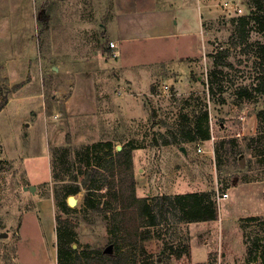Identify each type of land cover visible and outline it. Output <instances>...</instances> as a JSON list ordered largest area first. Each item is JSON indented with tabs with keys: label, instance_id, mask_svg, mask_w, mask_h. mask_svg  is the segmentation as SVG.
Here are the masks:
<instances>
[{
	"label": "rangeland",
	"instance_id": "374dc122",
	"mask_svg": "<svg viewBox=\"0 0 264 264\" xmlns=\"http://www.w3.org/2000/svg\"><path fill=\"white\" fill-rule=\"evenodd\" d=\"M218 1L220 11L203 20L201 53L168 58L162 56L166 50L160 52L158 44L161 42L156 40L145 41L138 48L143 53L142 60L141 53L138 57L143 72L140 69L133 72L137 85L128 84L126 90L127 133L113 135L122 137L121 143L114 142V150L119 149V145L134 146L137 196L162 203L163 194L202 189L200 191L214 192L219 205V218L202 222L181 221L178 211L167 206L161 215L158 206L157 224L153 228L158 238L145 243L147 251L153 255L146 257L147 262L158 258L156 264H264V135H258L257 117L258 111L264 110V92L254 89L255 86L261 88L259 84L264 81V61L257 55L258 44L264 42V32H258L252 23L237 20L240 15L250 14L252 8L248 0ZM53 2L48 0L49 10H53ZM64 2L70 17L69 26L76 13L90 20L80 19L76 27L70 29L56 21L47 24L42 12L45 1L30 0L31 21L23 25L31 28V33L27 34L32 41L28 48L32 64L26 63L27 72L19 70L16 81L19 83L30 76L33 81L22 91L18 89L16 95L10 93V102L0 111V234H9L0 236V264L14 260L16 232L23 218L24 238L42 240L46 245L55 242L56 233L48 217L40 222L24 214L39 207H48L55 217L69 218L75 224L73 246L78 252L104 248L110 243L116 248L108 213L88 208L85 190L72 194L75 204L69 213L59 208L53 193V187L58 184L55 179L69 180L76 172L81 180L89 167L75 162L78 146L71 144V130H65L62 116H54V109L60 111L63 101L57 103L55 99L52 85L55 62L50 60V54L59 47H69L70 41L62 39L66 33L79 32V37L86 42L89 37L83 32L93 23L92 19L97 40L104 44L114 37L104 32L111 0H96L95 4L93 0ZM24 5L27 12V1ZM126 6L141 7L144 11L151 7L146 0H129ZM76 7L80 9L74 13ZM54 27L60 39L58 47ZM6 59L3 52L0 61ZM14 83L9 80L6 65L0 64V101L6 88L13 87ZM165 83L171 84L169 92L162 88ZM242 86L251 88L253 100L236 97L235 92ZM89 91L88 86L80 90L86 92L88 98ZM206 110L210 139L185 141L182 130L195 124ZM59 130L62 133L57 136ZM105 137L90 143L106 141ZM198 146L203 147L202 152H197ZM66 151L69 156L64 162L62 154ZM104 153L105 150L100 152ZM28 166L31 171L33 167L39 170V177L32 176ZM48 168L52 170V179L35 181L43 178ZM224 192L229 193L228 197L219 198ZM96 194L99 198L100 193ZM44 198H47L45 206L42 205ZM120 243L123 247L124 242ZM26 257L30 264H41L32 253Z\"/></svg>",
	"mask_w": 264,
	"mask_h": 264
},
{
	"label": "crops",
	"instance_id": "0c3cea01",
	"mask_svg": "<svg viewBox=\"0 0 264 264\" xmlns=\"http://www.w3.org/2000/svg\"><path fill=\"white\" fill-rule=\"evenodd\" d=\"M26 1L27 12L23 9ZM44 1L42 12L44 13L43 19L47 24L56 21L70 29L76 27L80 19L90 20V17L86 19L82 15H78L76 11L80 7H76L74 10L76 14L72 16V24L69 26L70 17L65 9L67 4L64 2L66 0H54L53 10H49L47 7L48 0ZM146 1L151 7L144 11L145 9L141 7L130 9L126 6L129 0H111L110 8L106 11L108 17L106 25L104 24L106 26L104 32L105 34L110 32L114 37L106 43L102 44L96 39V25L92 19L93 23L88 24L87 30L83 32L89 37L86 42L82 40V37H79V32L73 35L66 33L62 39L70 41L69 47L62 46L57 48L55 53L51 52L50 60L55 62L52 66L53 75H55L54 84H52L56 91V93L54 92L55 99L57 103L63 101L60 111L54 109V116H62V125L66 128L65 130H71V144L80 146L105 136L106 140L117 144L121 143L122 137H113V135L127 133L129 106L126 90L128 84L134 87L137 85V77L133 72L138 69L143 72L141 61L138 60L139 53L142 54L141 60L143 53L142 49L138 50V48L143 46L145 41L156 40L161 42H159L160 45L158 44L161 47L160 52L166 50L162 56L166 55L168 58H184L199 54L202 51L205 31L203 20L218 13L221 9L218 0H161L162 3H158L159 0ZM93 3L95 4L96 0H93ZM30 8V0H0V23L3 24L0 28H4L0 29V55L6 52L7 56V59L4 62L0 61V64L6 65L7 71H9V80L15 82L14 84L18 83L16 80L19 70L27 72L29 68L26 69V63L32 64L31 58L28 56L32 55L28 50L30 43L32 46V41L27 34L31 33V28L23 25L24 22L31 21ZM142 14L145 15L141 16ZM54 29L58 47L60 39L57 37L55 27ZM24 37L29 38L25 39ZM111 41L116 44L114 48L109 46ZM6 43L8 44L6 45ZM115 52L118 53L117 56H113ZM12 71L14 74H10ZM94 75L98 76L95 80H93ZM32 81L33 76H30L29 81L19 91H22ZM86 86L90 88L89 98L86 92V96L85 93L80 92L81 88ZM19 91H15L14 94L16 95ZM61 133L62 130H59L57 136H60ZM182 148L184 149L185 146ZM134 160L136 161V158ZM27 169L32 176L39 177V170H36L35 167L32 171L29 166ZM51 179L52 170L48 168L43 178H37L35 181ZM137 188H139L138 183ZM200 190L202 189L196 191ZM45 200L47 198H44L42 204L44 206ZM24 214L32 215L40 222L48 217L56 233V239L54 243L50 242L47 245L42 240H27L21 231L24 226L23 218L16 232L18 239L17 244L14 243L15 247L17 246L15 254L13 253L14 260L9 261L8 264H30L26 257L29 253L36 255L41 264L49 262L58 264L57 221L54 211L48 207H39L37 210ZM22 249L25 250L24 253ZM208 258L205 262L208 261Z\"/></svg>",
	"mask_w": 264,
	"mask_h": 264
},
{
	"label": "trees",
	"instance_id": "16d2710c",
	"mask_svg": "<svg viewBox=\"0 0 264 264\" xmlns=\"http://www.w3.org/2000/svg\"><path fill=\"white\" fill-rule=\"evenodd\" d=\"M248 3L252 8L250 14L240 15L237 20L244 24L252 23L254 29L264 32V0H248ZM257 53L261 61H264V42L258 44ZM29 79L27 77L13 87L6 88L3 100L0 101V111L8 104L10 93L23 87ZM259 85L261 88L255 86L254 89L264 92V81ZM235 94L240 100H253L254 97L248 86L239 87ZM257 117L258 135H264L263 109L258 111ZM208 118L209 113L206 110L196 119L195 124L184 128L182 130L184 140L210 139ZM114 146L115 143L111 140L78 146L75 150V162L86 165L89 171L81 180L76 172L69 180L55 179L58 184L53 187V193L59 208L69 213L74 208L67 203L68 196L85 190V205L101 213H108L110 232L116 248L114 249L113 245L111 252H105L106 247L78 252L73 246L75 224L69 218L57 216L58 264H156L158 258L150 259V262L145 260L146 257L153 256L147 251L145 243L158 238L153 230L157 224L158 206L161 215L165 211V206L177 210L178 218L184 222L212 221L219 218V205L214 192L210 190L163 194L160 197L162 203L148 197L137 196L132 154L134 146L125 144L116 150ZM103 150L105 153L101 155L100 152ZM62 155L66 162L68 151ZM96 193H100L99 198ZM121 240L124 242L123 247L120 246ZM187 247L190 248L189 243Z\"/></svg>",
	"mask_w": 264,
	"mask_h": 264
},
{
	"label": "built area",
	"instance_id": "2783aa9c",
	"mask_svg": "<svg viewBox=\"0 0 264 264\" xmlns=\"http://www.w3.org/2000/svg\"><path fill=\"white\" fill-rule=\"evenodd\" d=\"M227 4H228V2H226V5H227ZM238 11L241 12L242 9H241V8H238ZM109 46H110L111 48H114V47L116 46V44H115L114 41H111V42L109 43ZM117 55H118L117 52H115V53L113 54V56H117ZM162 88H163L164 91L169 92L170 89H171V84L165 83V84L162 86ZM212 138L214 139V136H212ZM197 150H198V152H202V151H203V147H202V146H198ZM228 195H229L228 192H224V193L222 194V197H219V198L228 197Z\"/></svg>",
	"mask_w": 264,
	"mask_h": 264
},
{
	"label": "water",
	"instance_id": "95a60500",
	"mask_svg": "<svg viewBox=\"0 0 264 264\" xmlns=\"http://www.w3.org/2000/svg\"><path fill=\"white\" fill-rule=\"evenodd\" d=\"M118 147H119V149H120L122 146L119 145ZM32 187H33V186H32ZM68 204H69V206H74V204H75V200H74V196H73V195H70V196L68 197ZM7 235H8L7 232H2V233L0 234L1 237H6ZM112 249H113V244H109L108 246H106V248H105V252H111Z\"/></svg>",
	"mask_w": 264,
	"mask_h": 264
}]
</instances>
